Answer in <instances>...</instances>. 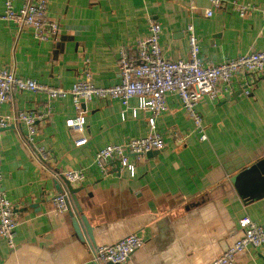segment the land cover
Masks as SVG:
<instances>
[{
    "label": "crops",
    "instance_id": "1",
    "mask_svg": "<svg viewBox=\"0 0 264 264\" xmlns=\"http://www.w3.org/2000/svg\"><path fill=\"white\" fill-rule=\"evenodd\" d=\"M49 0L47 17L60 24L57 39L39 40L32 27L0 20V69L53 86L71 88L87 73L98 86L120 82L119 52L134 50L149 34V20L162 26L165 57L189 58V25L194 26L205 65L264 49V0ZM23 0H14L19 8ZM247 5L246 16L233 7ZM215 100L197 104L207 139L176 93L156 117L165 140L162 150L131 155L135 174L116 161L102 171L98 150L127 143L149 132L151 111L120 99L94 98L86 109L87 143L67 126L78 114L71 96L15 91L4 114L29 110L37 116V141L51 158L42 165L25 142L27 126L11 123L1 132L3 185L18 221L15 247L0 237V264H98L95 249L138 233L145 244L124 264H210L243 233L241 218L264 225V190L253 180V166L264 160V72H238L219 84ZM69 169H84L72 183L93 241L80 238L70 211L56 213L54 179ZM238 177V178H237ZM237 178V179H236ZM236 179V180H235ZM86 232V231H85ZM236 264H264V246L250 248Z\"/></svg>",
    "mask_w": 264,
    "mask_h": 264
},
{
    "label": "built area",
    "instance_id": "2",
    "mask_svg": "<svg viewBox=\"0 0 264 264\" xmlns=\"http://www.w3.org/2000/svg\"><path fill=\"white\" fill-rule=\"evenodd\" d=\"M213 7L205 11L211 17L214 8H221L229 2L224 0H211ZM49 0H23L21 6L16 8L14 0H0V20L13 21L21 27H32L39 40L57 39L60 24L47 17ZM233 7L240 16L244 17L250 10L247 5ZM149 34L138 40L134 50L123 46L119 52V70L121 80L112 86H98L87 73L71 88L53 86L39 82L32 78L16 75L9 67L0 69V139L1 132L11 123H24L27 126L25 142L33 151L35 157L42 165H47L51 155L45 145L37 141V116L29 110H17L4 114L3 105L10 99L15 91H32L46 94L50 99L71 96L78 109V114L69 118L67 126L81 135L76 145L87 143L85 135L87 120L86 109L83 105L94 98L120 99L122 104L129 106L131 98H138L137 111H151L149 118V132L146 136L135 137L127 143L108 144L98 150L96 161L102 171H106L109 161L116 160L122 168L135 174V163L131 155L142 156L154 150L164 149L166 143L158 131L156 117L168 110L167 95L176 93L183 102V106L201 132V139H207L204 130L202 115L197 110L198 102L207 96L215 100L219 96V84H230L238 72H264V49L242 54L236 58L219 63L205 65L200 57V44L195 34L194 26L189 25L190 52L187 60L170 59L164 56L161 46L162 26L159 22L149 20ZM2 153L0 145V237L5 238L10 248H14L18 221L12 201L4 189L2 173ZM64 177L71 183L81 182L85 178L84 169H69ZM56 213L67 210V197L58 194L53 199ZM243 227L242 235L229 247L216 257L210 264H236L238 256L250 248L264 246V225L245 215L240 220ZM145 239L138 233H131L113 244L98 246L94 251V260L98 264H124L130 255L143 247Z\"/></svg>",
    "mask_w": 264,
    "mask_h": 264
},
{
    "label": "water",
    "instance_id": "3",
    "mask_svg": "<svg viewBox=\"0 0 264 264\" xmlns=\"http://www.w3.org/2000/svg\"><path fill=\"white\" fill-rule=\"evenodd\" d=\"M251 172H252L251 174H252L253 180H258L257 185L260 186L262 190H264V160L256 163L253 166V169L251 170ZM54 182H55L58 193L66 195L67 197L68 209L73 219V226L77 234L79 235L80 238H84L88 235L90 239L93 241L92 227L88 223V220L86 219V217L83 214H81L82 209L80 208L76 200L75 194L79 191V189L74 188L72 186V183L69 180H67L66 177H62V179L55 178Z\"/></svg>",
    "mask_w": 264,
    "mask_h": 264
}]
</instances>
